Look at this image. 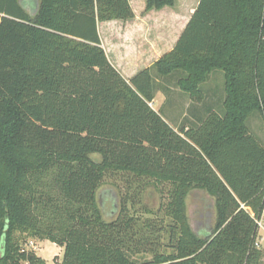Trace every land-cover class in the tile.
Instances as JSON below:
<instances>
[{
  "label": "trees",
  "instance_id": "16d2710c",
  "mask_svg": "<svg viewBox=\"0 0 264 264\" xmlns=\"http://www.w3.org/2000/svg\"><path fill=\"white\" fill-rule=\"evenodd\" d=\"M129 1L37 0L29 13L0 0V264H44L23 236L63 248L60 264H260L246 209L262 207L264 144L247 121H264V0H199L173 49L126 80L97 24L133 19ZM145 3L149 12L175 0ZM217 70L220 112L193 110L175 130L150 106L174 74L183 95L203 101ZM114 176L128 191L105 221L96 193ZM150 183L168 185V200L163 218L142 220L159 213L141 205ZM194 190L213 199L204 237L186 215Z\"/></svg>",
  "mask_w": 264,
  "mask_h": 264
},
{
  "label": "rangeland",
  "instance_id": "374dc122",
  "mask_svg": "<svg viewBox=\"0 0 264 264\" xmlns=\"http://www.w3.org/2000/svg\"><path fill=\"white\" fill-rule=\"evenodd\" d=\"M179 1V0H178ZM24 9L29 13L35 11L37 0H20ZM145 15V14H144ZM184 16V14H183ZM165 18V17H164ZM152 28H155L154 26ZM155 30V29H154ZM102 37L105 43V50L114 66L116 59L118 58V23L114 22L108 25V28L102 31ZM173 76H169L158 80L156 86H159L158 92H156L155 100L158 102L152 103L151 107L155 110L163 108V114L165 119L171 121L182 114L177 120L179 125H182L184 119L194 120L190 113L193 110L197 114L204 116L203 110L220 112L222 110V103L224 100V77L222 71H213L205 84L202 85V91L204 92L203 101L197 102L196 100H190L189 97L183 95L178 88L175 87V79ZM171 80V81H170ZM166 88V90H164ZM169 90V91H168ZM165 91H167L165 93ZM169 98L167 103L163 97V94ZM247 126L250 132L257 137V139L264 144V121L258 113L251 115L247 121ZM93 160L99 162L97 155L92 156ZM134 188L130 189V192ZM168 185H157L150 183L141 194V205L146 209L157 212V216L147 215L142 213L140 209V216L143 219H157L163 218V207L168 200ZM128 191L127 184L120 178V176L106 177L99 187L96 198L98 206L102 212L103 219L105 221H112L116 218L119 211L120 198ZM186 215L188 217L189 224L192 231L199 237H204L213 228L215 213L213 199L205 194L203 191L194 190L191 191L185 200ZM160 209V210H159ZM156 217V218H155ZM168 224L169 221L165 220ZM24 241L21 242L22 250L25 253L31 252L38 258L44 261V264H60L63 256V248L50 243L49 241H42L36 238H28L23 236ZM168 237L163 235V243L167 244ZM163 252H170L168 248L163 247ZM135 259L138 260H150L151 256L137 255Z\"/></svg>",
  "mask_w": 264,
  "mask_h": 264
},
{
  "label": "crops",
  "instance_id": "0c3cea01",
  "mask_svg": "<svg viewBox=\"0 0 264 264\" xmlns=\"http://www.w3.org/2000/svg\"><path fill=\"white\" fill-rule=\"evenodd\" d=\"M198 2L199 0H175L173 7L145 12V0H130L129 4L134 14L133 19L98 22L97 30L101 48L110 64L111 61L104 49L105 43L102 37V31L107 29L108 25L114 22L118 23V58L114 66L111 65L124 79L130 80L140 71L150 68L159 58L173 49ZM153 26L155 28H152ZM163 97L167 103L169 98L164 94ZM156 102L158 99L154 98L152 103ZM182 114H179L177 118L173 117L174 119L171 121L165 119L164 114L163 117L176 130L179 125L177 120Z\"/></svg>",
  "mask_w": 264,
  "mask_h": 264
},
{
  "label": "built area",
  "instance_id": "2783aa9c",
  "mask_svg": "<svg viewBox=\"0 0 264 264\" xmlns=\"http://www.w3.org/2000/svg\"><path fill=\"white\" fill-rule=\"evenodd\" d=\"M246 211L255 225L254 248L261 252L260 264H264V196L259 213L256 214L249 208Z\"/></svg>",
  "mask_w": 264,
  "mask_h": 264
}]
</instances>
